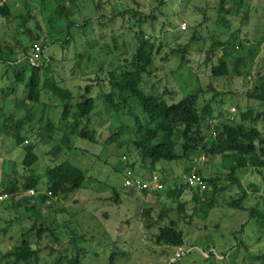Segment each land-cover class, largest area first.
Returning a JSON list of instances; mask_svg holds the SVG:
<instances>
[{
  "label": "rangeland",
  "instance_id": "1",
  "mask_svg": "<svg viewBox=\"0 0 264 264\" xmlns=\"http://www.w3.org/2000/svg\"><path fill=\"white\" fill-rule=\"evenodd\" d=\"M65 1L70 0L7 1L5 14H0V50L6 52V47L13 48L17 55L14 57L23 60V49L29 46L30 34L42 35L39 43L44 46L43 50L36 46L28 54L34 64L42 65L47 59L48 70L44 75L54 77L60 88L70 91L73 104L85 94L87 86L99 98L97 83H102L113 70L129 67L135 55L137 35L144 33L156 52L141 86L146 94L159 95L172 104L202 90L199 104L210 105L212 116L220 111L227 115L233 107L240 106L236 122H240V113L246 112L249 106L255 113L261 111L259 104L249 101L245 93L252 88L257 74L264 71V0H243V4L239 0H227L223 10L221 0H102L104 8L96 6L100 0ZM60 3H65L67 17L57 14ZM126 12L129 13L122 15ZM211 50L215 56L209 63L207 56ZM220 58L228 64L230 75L215 79L211 76V66ZM4 66L0 63V90L12 86L14 77L13 74H10L11 80L4 77ZM15 91L16 94L12 92L5 97L0 94V126L10 116L16 124L24 122L20 134L25 145L27 142L36 145L35 153L39 157L36 175L40 183L35 196L16 195L15 201L22 202V207H13L4 191L8 179L20 190L28 176L23 168L25 151L24 146H17L13 137L0 130V257L21 245L22 229L37 223L43 228L50 227L58 239L53 242L51 235L27 239L39 254L38 264H55L60 253L68 260L65 256L71 255V247L74 256L84 254L83 264H262L259 257L264 255V225L257 227L249 212L253 209L256 214H264V169L237 171L248 194L244 210L227 207V202L240 195L236 187L221 192L219 206L206 217L188 188L178 199L167 197L198 170L202 177L219 176L221 187L229 185L226 175L218 174L223 161L212 158L206 162L201 152L188 161L162 162L156 166V173L152 175L163 180L159 199L143 193L129 195L124 186L126 174L132 172L143 178L147 173L132 146L135 138L132 132L137 127L135 117L142 120L138 110H132L134 115L127 114L129 109L116 115L104 101L97 99L88 127L96 143L72 135L68 149L63 143L64 129L59 124L62 100L51 92H43L29 120L28 104L16 106L23 99V88ZM44 108L55 125L51 133L45 131L39 120ZM81 124L83 129L86 120ZM119 127H124L123 132L127 134L108 145L107 140L115 136ZM258 127L262 128V124ZM118 143L123 144L122 148ZM57 146L60 152L55 157ZM66 161L87 176V182L69 199L70 204L80 203L79 212V204L68 208L70 205L66 206L63 197L48 195L50 200L45 205L39 201L40 195L47 194L46 171ZM207 189L206 195L210 196L212 192ZM115 191L121 197L119 204L111 201ZM178 203L192 217L190 221L178 223L185 235L181 252L156 246L141 218L144 208L152 207L157 213L164 208L168 216L177 220ZM64 208L69 210L68 214ZM71 229L75 230V236H80L73 245L68 234ZM237 232L240 234L235 235ZM178 252L180 257L176 259Z\"/></svg>",
  "mask_w": 264,
  "mask_h": 264
},
{
  "label": "trees",
  "instance_id": "2",
  "mask_svg": "<svg viewBox=\"0 0 264 264\" xmlns=\"http://www.w3.org/2000/svg\"><path fill=\"white\" fill-rule=\"evenodd\" d=\"M1 1L3 0H0V2ZM7 1L9 0H6V2ZM225 1L227 0L220 1V8L222 10L224 9ZM6 2L0 6V14H5ZM67 2L68 1H65V3ZM69 2H72V0ZM238 3L243 4V0H239ZM64 4L60 3L58 5L57 14L60 17H67ZM96 6L104 8L105 3L100 0ZM128 13L129 12H126L122 15ZM134 14L135 17H138L137 13L134 12ZM139 21L141 24L143 23L141 18ZM71 25L72 23H70V26ZM87 25L88 24H86V26ZM37 29L40 31L39 26H37ZM30 35L29 46L23 49V60H18L14 57L17 55L13 48L10 49L6 47L8 48L6 52L0 50V63L5 65L4 67L6 69L3 71L4 77L11 80L10 74L14 75L13 80H11L12 86L0 90V94H2L1 97H5L12 92L16 94L17 91L15 90L23 88V99L21 100L18 98L20 103L16 106L20 107L24 104H28L29 120L33 118L31 114L33 108L41 102L42 93L51 92L54 94L57 98L61 99L64 104L63 112L59 118V124L60 127L64 129L63 143L70 149L71 141L69 138L72 135H76L80 140L96 143L94 133L92 134L88 130V127L90 124V116L97 106V99L104 101L110 111L116 115H121L128 109L127 114H133L132 110L136 109L140 112L142 120L138 117H135L136 120L134 119L137 127L132 132L135 136L132 140V146L135 148L137 157L141 160L147 172L144 174L143 178L134 175L136 178L149 181V179L153 177L152 174L156 173V166L159 163L188 161L191 159L192 155L201 152L205 156L206 162L212 158H220L223 161L221 165L222 170L218 174H225L226 181L229 182V185L221 187V179L219 176L202 177V173L198 170L191 176L196 175L200 179L201 184L205 186L204 190H202L201 187L197 188L190 186L187 180L186 184H182L175 190H171L167 194V197H175L178 199L188 188L193 192V201L201 205L199 211L206 217L219 206L218 198L221 197V192H226L227 189L236 187L240 195L238 198L227 202V207L244 210L243 204L248 194L240 178L237 176V171L246 168L257 171L264 169V71L257 74L252 88L245 93V97L249 101L259 104L261 111L255 113L249 106L246 112L240 113V122H236V117L239 114L238 109L240 107H238V105L237 107L235 106L237 111L236 114L233 115V120L228 119L229 112L227 115H222L220 113L222 111H220L217 116H212L213 109H211L210 105L200 106L199 93H201L202 90L187 95L178 102L169 104L159 95L146 94L141 87L143 86L144 76L149 74L156 55V52H154V44L150 43L148 39H145L143 33L137 35L135 55L133 61L129 63V67H120L119 69L113 70L102 83H97V87H99V98L94 97L91 87L87 86L85 88V94L79 101L73 104L71 92L60 88L54 77L44 75L45 71L48 70V66L46 65L47 59L42 65H38V63L34 64V60L33 62L31 61L32 56L28 54V50L34 49L36 46H41L43 50L44 46L39 43L40 40H42V35L37 34L35 37H32V33ZM214 56L215 53L211 50L209 56H207V62L211 63ZM183 61L186 62L187 60L183 59ZM17 62L20 64L17 66L18 68H14ZM237 73L240 74L239 70ZM229 75L230 69L224 58H220L217 64H212V78H228ZM249 84L250 82L246 79V85ZM209 90L213 93L215 92L212 88ZM166 92L169 93V91ZM217 96L218 94L215 93V98ZM130 104H132V106ZM72 110H74V112ZM47 113V108H44L39 120L43 122L45 131L51 133L55 125L52 123L51 114L47 116ZM71 118L72 120H70ZM83 120H86V124L82 129L81 123ZM3 123L4 125L0 126L1 133L13 137L17 146H24L23 151H25V156L23 168L27 171L28 176L25 178L20 190L14 185L15 183H12L8 179L10 182L7 180L6 189L4 191L7 196H10L11 202L14 205L13 207L21 208L22 202L17 201L16 203L14 198L16 195L21 193L28 194L30 191H39L38 186L40 177L36 175V166L39 157L35 153L36 145L34 143L30 144L29 142L25 145L26 141L21 137L20 133L24 126L23 121L16 124L14 122V117L10 116L5 117ZM259 123L262 124V128L258 127ZM123 129L124 127H119L118 131L115 132V136L107 140V144L111 145L117 142L120 137L126 135L127 133L125 131L123 132ZM37 138L39 137H36V139ZM118 146L122 148L123 144L118 143ZM55 152L54 156L56 157L60 152V147H55ZM132 166L134 167L135 164H131V167ZM45 175L48 179L47 184L45 183L47 194L40 195V203L44 205L47 204L50 200L48 198L50 194V196L54 198L63 197L66 201V206L70 205L68 208L74 204H79L77 209V212H79V209H81L80 203L75 201L73 202L74 204H70L72 201L69 199L75 197L76 192L87 182V176L84 171L66 161L54 167H50ZM160 182L163 184L162 179H160ZM207 187L212 192L210 196L206 195L208 192ZM126 189L129 191V195L143 193L145 196L149 197L152 195L159 199L158 192L151 189L144 191H138L133 188ZM120 199V194L118 191H115L111 201L115 204H119ZM176 209L177 220L168 216L164 208L158 213L154 212L152 207L144 208L142 211L141 218L146 227L145 229L149 231L148 233H150L156 246H166L175 248L176 250L183 249L185 245V235L183 231L178 228V223L187 221L188 219V221H190L192 217L188 216L185 206L182 203H178ZM26 210L30 211L31 208H26ZM64 211L67 214L69 213V210L66 208H64ZM249 213L250 218L255 220V225L257 227L260 228L264 225V214H256L253 209ZM243 227L244 225L242 228ZM242 228L239 231L241 234L243 232L241 231ZM8 229L7 227V230ZM22 231L20 236V240L22 241L21 245L1 255L0 264H38L39 254L37 250L28 244L27 239L31 237L39 239L43 235H51L53 237V242L58 241L54 231H52L50 227L43 228L37 223L33 224L32 228L22 229ZM239 232L235 233V235L240 234ZM70 233L68 234L70 235V240L73 245L80 236L78 234L75 236L74 229H71ZM59 255L61 257L55 264H83L84 254L77 253V255L74 256L72 247L71 255L65 256L68 260L64 259L62 253ZM113 258L114 256H112V260ZM259 259L262 261V264H264V255L259 257Z\"/></svg>",
  "mask_w": 264,
  "mask_h": 264
},
{
  "label": "built area",
  "instance_id": "3",
  "mask_svg": "<svg viewBox=\"0 0 264 264\" xmlns=\"http://www.w3.org/2000/svg\"><path fill=\"white\" fill-rule=\"evenodd\" d=\"M6 2V0H3L0 2V6H2L4 3ZM183 29H186V27L184 26ZM236 108H232L229 111L228 114V119L233 120V115L236 114ZM188 184L192 187H201L202 190L205 189V186L203 184H201L200 179L196 176L193 175L188 179ZM125 187L126 188H133L135 190L138 191H144L147 189H151L157 192H160L161 190H163V186L162 183L160 182L159 178L156 176H153L151 179H149V181L147 180H143V179H139L136 178L132 172H128L127 174V178L125 180ZM182 249H179V252H181ZM179 252L176 255V258L180 257Z\"/></svg>",
  "mask_w": 264,
  "mask_h": 264
},
{
  "label": "clouds",
  "instance_id": "4",
  "mask_svg": "<svg viewBox=\"0 0 264 264\" xmlns=\"http://www.w3.org/2000/svg\"><path fill=\"white\" fill-rule=\"evenodd\" d=\"M31 61L33 62V59H31ZM29 193H31L32 194V196H34L35 195V193H34V191H30ZM28 193V194H29ZM50 195V194H49ZM0 199H2V198H0ZM176 260V259H175Z\"/></svg>",
  "mask_w": 264,
  "mask_h": 264
}]
</instances>
